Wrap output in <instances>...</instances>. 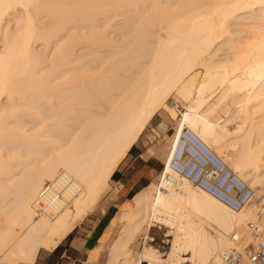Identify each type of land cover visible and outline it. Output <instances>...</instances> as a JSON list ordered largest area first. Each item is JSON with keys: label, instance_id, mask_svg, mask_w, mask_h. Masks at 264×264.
<instances>
[{"label": "bare ground", "instance_id": "6f19581e", "mask_svg": "<svg viewBox=\"0 0 264 264\" xmlns=\"http://www.w3.org/2000/svg\"><path fill=\"white\" fill-rule=\"evenodd\" d=\"M171 96L184 106L175 132L145 157L164 168L186 127L264 197V0H0V264H32L62 242L155 115L176 117ZM59 170L79 192L56 216L38 215L32 202ZM179 180L171 196L157 183L120 208L100 264H222L254 202L233 211ZM154 223L170 249L135 251Z\"/></svg>", "mask_w": 264, "mask_h": 264}, {"label": "built area", "instance_id": "2783aa9c", "mask_svg": "<svg viewBox=\"0 0 264 264\" xmlns=\"http://www.w3.org/2000/svg\"><path fill=\"white\" fill-rule=\"evenodd\" d=\"M181 178L233 211H241L254 202L255 219L246 222L243 234L230 233L229 244L222 246L219 257L222 264H264V201L255 198L253 188L186 127L177 133L167 163L158 172V189L171 196L179 191ZM78 192L75 180L59 170L43 184L32 207L38 215L54 217L70 205Z\"/></svg>", "mask_w": 264, "mask_h": 264}, {"label": "crops", "instance_id": "0c3cea01", "mask_svg": "<svg viewBox=\"0 0 264 264\" xmlns=\"http://www.w3.org/2000/svg\"><path fill=\"white\" fill-rule=\"evenodd\" d=\"M148 143L146 138L142 139V135L139 137L132 145V149H129L127 155L114 169L110 177V189L102 196L97 207L82 221L80 220L55 248L39 249L32 264H89V257L100 241L104 240L105 246V236L110 233V222L118 214L120 206L153 182L159 170L163 169L160 159L153 156L145 157L149 149L156 146ZM146 238L153 240L149 234H146ZM146 244L150 243L146 240ZM96 253V263H98L99 257Z\"/></svg>", "mask_w": 264, "mask_h": 264}, {"label": "rangeland", "instance_id": "374dc122", "mask_svg": "<svg viewBox=\"0 0 264 264\" xmlns=\"http://www.w3.org/2000/svg\"><path fill=\"white\" fill-rule=\"evenodd\" d=\"M119 17H121V16H119ZM116 18L115 17V19L116 20H114V22H113V20H112V22L111 23H113V24H111L112 25V27H113V29H111V30H113L114 32H112V31H110V34L112 33L113 34V38H115L116 39V36H117V40H120L121 39V37L119 38V36H121L122 34H124L125 32H126V28L125 29H122L120 26H119V24H121V22H122V18L124 17V16H122L121 18ZM121 19V20H120ZM100 20V22H102V20L103 19H99ZM104 21V20H103ZM121 21V22H120ZM99 21H98V23L99 24H102V23H100ZM239 22H241V21H239ZM237 23V22H236ZM246 22H241V25L243 26H246ZM83 25V24H82ZM11 26H14V22L12 21V23H11ZM79 26V27H78ZM81 25L80 24H77V27H75L74 28V30H76V31H73V32H79L78 30L80 29V33H82V31L83 30H86V29H83L84 27L82 26V27H80ZM118 26H119V28H118ZM116 27H117V29H116ZM238 27H240V25L238 26ZM235 24H234V26H233V31H235L236 30V28H238ZM77 28H78V30H77ZM121 28V29H120ZM82 30V31H81ZM88 30V29H87ZM124 30V31H123ZM118 31V32H117ZM115 33V34H114ZM118 33V34H117ZM119 33H121V34H119ZM115 35V36H114ZM137 40V39H136ZM55 45V43L53 42V46ZM37 46H39L38 47V49H43V45H41L40 46V44L39 45H37ZM84 48V47H83ZM82 48V49H83ZM86 49L87 48H85V50L84 51H86ZM103 49V48H102ZM106 51H107V49L108 48H104ZM101 50V51H105V50ZM226 50V47H224V48H222V52L221 53H224L225 52V50ZM109 50V49H108ZM224 50V51H223ZM81 51H83V50H81ZM175 100V101H174ZM168 105L170 106V107H172V108H175L174 110L175 111H177V113H176V117H171L170 115L171 114H169V113H171V111L170 110H168V111H170V112H168L167 111V115L166 116H164L163 114H160V113H158V114H156L155 115V117L149 122V124H148V126H147V129L145 130V132L142 134V139H147L148 140V144L149 145H157V144H159V143H169L170 141H171V139H172V136H173V134H174V132H175V127H176V124H177V122H178V120L180 119V114H181V112H180V110H183V108H184V106L182 105V103L180 102V101H177L175 98H174V96H171L170 98H169V100H168ZM233 107H234V105L232 104V102L231 101H227L226 103H224L223 105H222V107H221V109H219V111L216 113V117H220V116H222V115H224V113H225V111L227 110V109H233ZM180 113V114H179ZM173 116V115H172ZM171 117V118H170ZM174 118V119H173ZM24 119H26V118H24ZM33 124L34 123H30L29 125H27L26 127H27V129H29V127H33ZM232 126V128L234 127L233 125H231ZM164 137V138H163ZM167 140V141H166ZM167 143V144H168ZM262 171V173H264V167L261 169ZM153 182H151L149 185H147L146 187H148V186H151V187H153V186H155V185H157V175H156V177L152 180ZM146 187H144L143 189H145ZM148 188H150V187H148ZM143 189H141V190H143ZM141 190L140 191H138V192H141ZM257 198H259V199H261V200H263L264 199V197H259V196H257ZM131 199H129V200H127V201H125L121 206H120V208L122 207V206H124L125 204H127L128 202H129V204H131L130 201ZM118 210H119V208H118ZM121 210V209H120ZM118 212V211H117ZM120 212V211H119ZM119 212H118V214L116 215V216H114L113 217V219L111 220L112 222H110L111 224L113 223L114 224V221L116 220V218L118 217V215H119ZM113 224L111 225V228H110V233H107V234H109V235H111L112 237L114 236H116V233H115V227L113 226ZM109 226H110V224H109ZM151 226V227H150ZM109 228V227H108ZM108 228H107V230H108ZM114 229V230H113ZM107 230H106V232H107ZM167 231V229H166V226H164V225H161V224H157V223H154V226H152V225H147V226H145V228L143 229V231L141 232V234L140 235H138L137 237H136V240H135V243H134V245L132 246V248L135 250V251H140L142 248H143V246L145 245V242H146V240L152 245V246H154V247H157L159 250H161V251H166V250H168V249H170V245H169V240H170V238L169 237H165V232ZM146 234H149L152 238H153V240L152 241H150V239H147L146 238ZM104 237V236H103ZM102 237V238H103ZM107 239V235L105 236V241L107 242L108 241V239ZM168 239V240H167ZM103 242H104V240H103ZM103 242H101L100 241V243H99V245H98V250H97V248L95 249V251L94 252H92L91 253V255H90V257H89V259H90V262H89V264H100V261L102 260V256L101 255H99L100 254V252H99V248L103 245ZM100 246V247H99ZM96 250H97V253H96ZM95 253H96V255L98 256V257H100L99 258V262L98 263H96L97 262V257L95 256Z\"/></svg>", "mask_w": 264, "mask_h": 264}, {"label": "trees", "instance_id": "16d2710c", "mask_svg": "<svg viewBox=\"0 0 264 264\" xmlns=\"http://www.w3.org/2000/svg\"><path fill=\"white\" fill-rule=\"evenodd\" d=\"M133 147V146H132ZM132 147L130 148V150L132 149Z\"/></svg>", "mask_w": 264, "mask_h": 264}]
</instances>
